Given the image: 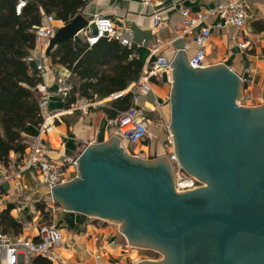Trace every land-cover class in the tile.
Returning <instances> with one entry per match:
<instances>
[{"label":"water","instance_id":"1","mask_svg":"<svg viewBox=\"0 0 264 264\" xmlns=\"http://www.w3.org/2000/svg\"><path fill=\"white\" fill-rule=\"evenodd\" d=\"M86 22L77 13L57 27L45 54ZM169 65L173 152L205 184L176 191L166 153L132 155L111 135L80 151L76 175L51 184V198L118 220L128 243L162 253L129 264H264V101L239 104L240 77L225 64L191 66L179 49Z\"/></svg>","mask_w":264,"mask_h":264},{"label":"crops","instance_id":"2","mask_svg":"<svg viewBox=\"0 0 264 264\" xmlns=\"http://www.w3.org/2000/svg\"><path fill=\"white\" fill-rule=\"evenodd\" d=\"M218 1L87 0L78 12L87 22L72 38L81 41L85 31L92 32L94 27L91 18L98 13L108 16L117 28L129 27L132 30L129 47L141 61L142 67L147 59H153L158 53L164 54L171 62L176 52L183 49L184 43L188 40V36L177 35L181 28L180 7H187L191 13L203 12L207 14L205 21L210 24V33L205 42L206 65L222 63L235 71L243 78L238 103L258 104L264 98V32L254 31L252 22L257 19L264 22L261 0H245L247 16L239 28L213 27V24L219 21L215 12ZM153 14H157L163 22L160 29H156L152 24ZM66 22L53 16L55 29ZM156 39L159 45L155 48ZM244 39L248 40V45L238 47L237 42ZM37 49L35 47V50ZM194 49L195 45L190 44L183 50L188 57ZM39 62L41 69L36 70L35 62L32 61L28 64L29 70L38 74L41 77L40 81L46 83L49 89H53L60 78H66L70 83L72 78L68 69L60 63L51 62L45 50L40 55ZM244 66L249 68L247 72H243ZM134 81L129 82L124 89L112 92L101 99L76 98L68 106L64 105V102L69 90L63 97L55 94L48 97L45 108L51 116L49 115L46 127L38 135L41 153L50 160L62 161L68 158L75 160L74 163L64 165L66 176L61 182L76 175V159L86 145L104 141L111 135L118 137L125 151L132 155L145 156L148 152L147 147L153 148L151 151L156 155L164 154L160 141L162 139H155L156 137L135 145L137 151H128L125 147L126 141L115 132L108 122L110 118L102 109L106 100L119 93L129 90L131 97ZM170 83L171 69L161 73L160 77H151L146 92L139 96V103L145 106V114L150 115L148 128L155 136L159 131L152 122L153 118L162 117L166 110L169 113ZM23 133L25 142L30 143L38 134L37 125L27 124ZM9 158L8 165L0 162V212H6L19 222V226L15 230L12 225L0 224V229L9 233L21 232L33 237L42 224L56 227L60 239L50 248L53 255V260H49L50 264H129L138 260L133 257L131 252L133 249L129 247L130 243L125 240L118 227V220L64 208L58 200L51 198L49 188L40 180L35 169H23L18 176L12 175L20 161L14 153H10ZM38 201H44L42 212L35 205ZM24 258L32 263L31 255Z\"/></svg>","mask_w":264,"mask_h":264},{"label":"trees","instance_id":"3","mask_svg":"<svg viewBox=\"0 0 264 264\" xmlns=\"http://www.w3.org/2000/svg\"><path fill=\"white\" fill-rule=\"evenodd\" d=\"M17 1L0 0V162L4 165H8L10 153L16 154L20 161L27 144L23 133L25 126L38 125L42 119L38 107L39 93L35 87L41 77L30 71L25 61L35 44L34 25L39 23L42 12L52 13L55 18L66 22L87 2L24 0L16 13ZM252 29L264 32V22L253 20ZM48 56L51 62L65 66L71 75L69 95L64 102L66 106L76 98L96 100L124 89L136 79L142 67L131 47L106 37H100L90 45L84 39H64L50 48ZM129 100L128 90L106 100L102 109L108 118L114 119ZM159 134L154 138L160 136L164 140ZM155 155L151 152L149 157ZM35 205L42 212L45 204L38 201ZM0 224L12 225L15 230L19 226V222L6 212H0ZM31 262L50 264L49 259L40 255L32 256Z\"/></svg>","mask_w":264,"mask_h":264},{"label":"built area","instance_id":"4","mask_svg":"<svg viewBox=\"0 0 264 264\" xmlns=\"http://www.w3.org/2000/svg\"><path fill=\"white\" fill-rule=\"evenodd\" d=\"M24 0H18L15 4L17 13ZM263 6L264 18V0H261ZM247 2L245 0H219L215 6V12L219 21L213 24V27L233 26L239 28L247 16ZM181 28L177 32L179 37L188 36L187 42L184 43L183 49H187L190 44L195 45L194 51L187 57L191 66H205V42L210 33V24L205 21L207 14L203 12L191 13L187 7H180ZM94 30L84 32L83 39L87 44L96 42L100 37L117 39L120 44L127 47L131 45L132 30L129 27L117 28L112 20L102 14H94L91 18ZM152 24L156 29H160L163 22L157 14L152 15ZM55 31L53 16L50 13H42L40 21L34 25L33 32L35 36L34 49L30 50L25 56L27 64L34 61L35 69H41L39 57L48 45L50 37ZM159 43L156 39V47ZM248 40L237 42L240 48L246 47ZM35 47L38 48L35 50ZM170 60L162 53L155 54L151 60H146L139 75L134 81L131 90L130 103L120 110L114 119L108 122L113 126L115 132L122 137L127 144L140 145L142 141H148L155 137V133L148 128L149 120L143 118L145 106L139 103V96L146 92L151 77H160L161 73L170 71ZM249 68L243 67V72ZM239 76V75H238ZM240 80L243 81L241 76ZM36 90L39 93L38 107L42 119L37 125L38 134L30 143L26 144V150L19 162V166L13 171L12 175L18 176L23 169L33 168L36 170L38 177L48 188L51 184L61 182L66 174L64 165L74 163L75 160L64 159L62 161L50 160L41 153L39 145V133L46 127L47 119L50 114L46 111L48 97L52 94L65 96L70 88V83L66 78H60L53 89H49L46 83L39 81L36 84ZM51 116V115H50ZM163 146L170 147L166 153L169 160L174 166L173 185L178 191L186 190L196 186V179L189 174L177 161L173 149L172 138L169 130L164 135ZM60 239L59 231L51 224H42L39 226L35 235L29 236L24 233H9L0 229V264H32L25 259L28 256L41 255L53 260L50 252L52 244ZM147 254V253H146ZM145 255V254H144Z\"/></svg>","mask_w":264,"mask_h":264},{"label":"rangeland","instance_id":"5","mask_svg":"<svg viewBox=\"0 0 264 264\" xmlns=\"http://www.w3.org/2000/svg\"><path fill=\"white\" fill-rule=\"evenodd\" d=\"M263 101H264V98H263L262 102ZM262 102H260L258 104H261ZM258 104H255V105H258ZM255 105H251V106H255ZM148 114H145V112H144L143 118L149 120V116L150 115L148 116ZM168 121H169V113H168L167 110H166V112H164V115H162V117L157 116L156 118H153L152 122L154 124H157L156 125V127H157L156 129H158V131H159V132H157V134L160 133L162 135V137H164V135L167 134ZM157 138L160 139V136H158ZM160 141H161V144H163V140H160ZM125 147L128 149V151H137L136 146L133 145V144H130V145L129 144H125ZM163 148H164V151H165L164 154L167 153L170 150V147H167V146H163ZM172 148H173V146H172ZM129 247H131V249H133L131 252H132V255H133L134 258H138V259L139 258L140 259H147L148 258V257H146L144 255L146 250H147L145 246L136 245V244H130Z\"/></svg>","mask_w":264,"mask_h":264},{"label":"flooded vegetation","instance_id":"6","mask_svg":"<svg viewBox=\"0 0 264 264\" xmlns=\"http://www.w3.org/2000/svg\"><path fill=\"white\" fill-rule=\"evenodd\" d=\"M157 125V124H156ZM167 128H168V124H167ZM172 146H173V143H172ZM173 149V148H172ZM151 150H153V148L152 149H149L148 147H147V153H146V155L145 156H143L144 158H153V157H149V154L152 152ZM142 156V155H141ZM156 156H159V155H156ZM155 157V156H154ZM193 176V175H192ZM195 179H196V186H194L193 188H195V187H197V186H200V185H204L205 183L202 181V180H200L199 178H197V177H195V176H193ZM175 189V188H174ZM191 189V188H190ZM176 190V189H175ZM187 190V189H186ZM176 191H178V190H176ZM182 191H184V190H182ZM146 252H145V256L146 257H148L147 259H149V260H158V259H161L162 258V253L159 251V250H157V249H154V248H149V247H146ZM147 253V254H146ZM139 256V255H138ZM137 256V257H138ZM140 257V256H139ZM140 259V258H139Z\"/></svg>","mask_w":264,"mask_h":264}]
</instances>
